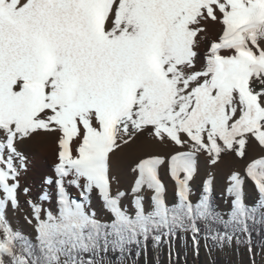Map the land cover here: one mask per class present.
<instances>
[{"label": "snow or ice", "instance_id": "snow-or-ice-1", "mask_svg": "<svg viewBox=\"0 0 264 264\" xmlns=\"http://www.w3.org/2000/svg\"><path fill=\"white\" fill-rule=\"evenodd\" d=\"M209 22L221 26L214 40ZM40 131L60 134L56 178L44 180L55 184L58 210L41 206L51 199L46 191L40 203L27 201L30 239L12 229L5 210L19 206L14 160L25 167L15 141ZM145 131L188 151L169 160L178 198L171 207L158 176L164 158L138 160L130 212L121 206L128 193L112 192L110 155ZM0 132V264H104L109 254L122 260L135 248L139 256L149 239L158 247L180 231H191L198 253L199 224L206 241L223 247L235 238L251 251V232L264 225V155L243 176H228L226 214L211 207L210 174L195 204L189 181L198 154L216 165L223 154L245 157L250 141L264 148V0H0ZM246 179L258 194L252 205L243 199ZM94 191L110 219L91 208Z\"/></svg>", "mask_w": 264, "mask_h": 264}, {"label": "rangeland", "instance_id": "rangeland-1", "mask_svg": "<svg viewBox=\"0 0 264 264\" xmlns=\"http://www.w3.org/2000/svg\"><path fill=\"white\" fill-rule=\"evenodd\" d=\"M218 34V31L214 32L211 29L207 30V37L210 40L216 39ZM206 51L207 42L200 45L197 49L198 55L196 57L195 67L200 68V70L204 65ZM253 87L259 90L261 85L259 82H256ZM146 136H148L147 131L140 134L137 141H140ZM150 153L151 152H145L142 153V155L123 150L121 155L124 156L125 160L119 162V165L116 166V172L111 175L112 184L114 185L112 190L113 194L117 191L128 193V195L121 199V206L126 207L130 212L133 207L131 204L133 197L130 190L136 179L132 169L139 159L144 158L147 155H157V152ZM262 155H264V148H261L255 141H250L247 147L246 156L243 158L237 157L233 153H227L222 155L220 161L216 165H211L209 164L206 155L201 154L197 156L196 172L189 181V200L194 203L200 198L203 194L204 181L210 174L212 177L210 193L214 195L216 209L219 213L226 214L231 208V198L226 194L228 176L232 172H238L243 176L247 163L250 162L251 159L258 158ZM47 163H50V165L52 164V162H49L48 160ZM158 171L163 177L164 185L166 187V192L164 194L166 204L169 206L177 203L178 198L176 196V188L173 187L175 180L170 175L169 165L166 164L164 168H159ZM219 174H223L227 179L223 178L225 179L223 181ZM182 175L183 174H181V176ZM46 178H48V176L40 173V176L37 179V184L43 185ZM52 180L54 181L55 177ZM51 185L55 186L54 183ZM22 189L23 188H21V185L19 184L17 193L21 206L13 209L9 203L5 210V217L13 230L20 231L25 237L34 239L35 232L33 224L35 221L33 220L32 224L27 222V219H31L32 217V209L27 201L32 200L37 202V196L31 191L26 194L24 189ZM242 190L243 199L246 204H254L257 201L258 194L251 180H245ZM22 192L23 194H20ZM2 195V192H0V197H2ZM141 195L144 197L145 207L148 209L151 194L148 191H143L141 192ZM71 196L78 198L79 190L77 189L74 193L72 192ZM50 197V201L43 202L41 206H44V209H50L53 213H56L58 208L55 193L54 195L51 194ZM91 208L95 209L97 218L101 220H108L111 218L110 213L104 210L101 200L98 198L95 191L91 194ZM225 218L227 217L225 216ZM247 239V234L241 236V240ZM104 264H264V241L254 245L251 243L250 251L248 243L238 244L235 238L230 246L225 243L223 247L218 246L210 239L207 241L202 240L199 244L197 253L190 231L187 233L180 231L176 237H173L170 240L169 238H164L158 247L147 246L146 251L142 250V253L137 259L126 257L121 262H117L115 259H112L107 255L104 259Z\"/></svg>", "mask_w": 264, "mask_h": 264}, {"label": "bare ground", "instance_id": "bare-ground-1", "mask_svg": "<svg viewBox=\"0 0 264 264\" xmlns=\"http://www.w3.org/2000/svg\"><path fill=\"white\" fill-rule=\"evenodd\" d=\"M206 27H207V30L211 29L214 32H217V31L219 32L221 26L218 24H213L209 22ZM205 43L206 41L202 40L199 46ZM194 70L199 71L200 68L195 67ZM59 135L60 134L58 132L40 131L35 134H32L28 138L17 139L15 141V147L17 151L21 153V155L24 157V161H25V167H19L20 161L18 159L14 160V163L18 167V171H19V176H18L19 184L21 185V188L23 189L27 188L29 189V191L33 192V194L36 195L37 198H38V195L42 191H46L47 193H49V195L51 194L54 195L55 193V186H52L51 184H45V183L43 185L37 184L38 182L37 179L39 178L40 173H43L44 175L48 176V178L49 177L52 179L54 177L56 178L54 168H55V164L58 162L57 153L59 151V146H58ZM139 135L137 136L134 142L128 145H122L118 150L114 151L110 155V176L113 175L112 173L116 172V169H117L116 166L119 165V162L125 160L124 156L121 155L123 150H128L131 153L135 152L139 154H142L145 152H151V153L157 152V155L164 158V163H162L159 166V168H164L166 164L169 165V160H170L171 155L175 154L176 152L188 151V148H182L173 143H158L156 141H153L148 136L143 137V139H141L140 141H137L139 139ZM3 140H5V134L3 132H0V141H3ZM72 148H73V154L75 155V148H76L75 143L72 145ZM3 154L5 158H7L8 150L5 149ZM199 155L201 154H198L197 156ZM47 160L49 162H52V164L50 165V163H47ZM133 174H135V176L137 175L134 172ZM158 176L164 185V179L159 174V171H158ZM220 177L222 179L223 178L227 179V177H224L223 174H221ZM224 180L225 179H223V181ZM9 182L11 183L12 181H9ZM111 187L113 190L114 185L112 184ZM173 187L176 188L175 183L173 184ZM164 188H165V191H164V194H165L166 192L165 185H164ZM75 190H77L75 187H72V186L68 187V191L70 195H72V192L74 193ZM143 191H148L150 194H152L151 190H148L146 188ZM20 194H23V192ZM17 196H18V193H17ZM36 200H37V203H40L38 199ZM18 201H20L19 196H18ZM19 206H21L20 202H19Z\"/></svg>", "mask_w": 264, "mask_h": 264}, {"label": "trees", "instance_id": "trees-1", "mask_svg": "<svg viewBox=\"0 0 264 264\" xmlns=\"http://www.w3.org/2000/svg\"><path fill=\"white\" fill-rule=\"evenodd\" d=\"M198 202H199V198L194 202V204L198 203ZM210 204H211L212 209L214 211L218 212L217 209H216V203H215L214 195L212 193H210ZM172 205H174V204H171L169 206L171 207ZM247 205H252V204H247ZM198 226L201 227V232H200V234L198 236L199 244H200L202 240H205L206 233L203 230V225L202 224H199ZM190 234H191V237H192L191 231H190ZM263 241H264V225L257 224V225L254 226V230L251 232V243L254 245L256 243H258V244L262 243ZM147 246L154 247L153 246V242H152L151 239L148 240ZM142 250H141L140 254L142 253ZM140 254H139V256H140ZM139 256H136V250H135V248H133L132 249V253L130 255H125L124 258L132 257L134 259H137ZM108 257H110L112 259H115L117 262H121L124 259V258L122 260L118 259V254H109Z\"/></svg>", "mask_w": 264, "mask_h": 264}]
</instances>
